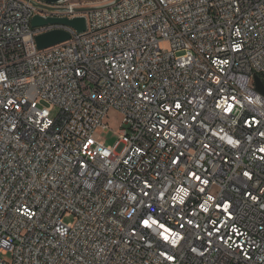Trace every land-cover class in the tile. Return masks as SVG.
<instances>
[{"label":"built area","instance_id":"2783aa9c","mask_svg":"<svg viewBox=\"0 0 264 264\" xmlns=\"http://www.w3.org/2000/svg\"><path fill=\"white\" fill-rule=\"evenodd\" d=\"M87 2L0 0V264H264V0Z\"/></svg>","mask_w":264,"mask_h":264},{"label":"water","instance_id":"95a60500","mask_svg":"<svg viewBox=\"0 0 264 264\" xmlns=\"http://www.w3.org/2000/svg\"><path fill=\"white\" fill-rule=\"evenodd\" d=\"M44 3L55 5L69 0H40ZM87 1H96V0H87ZM92 8L84 9L79 11V13L87 14L92 11ZM48 25H65L70 28L75 29L79 34L85 33L87 31V18L84 16L77 17L74 19L67 18H43L36 16L32 20V27L39 28ZM71 39V35L64 30H53L44 34H41L36 37L37 46L40 50H45L51 47H54L59 44L68 42ZM257 90L264 94V85L261 79L255 77Z\"/></svg>","mask_w":264,"mask_h":264},{"label":"rangeland","instance_id":"374dc122","mask_svg":"<svg viewBox=\"0 0 264 264\" xmlns=\"http://www.w3.org/2000/svg\"><path fill=\"white\" fill-rule=\"evenodd\" d=\"M106 0H96V1H88L86 5L88 8H96L106 5ZM59 115V110L57 108H53L51 111L52 118H57ZM105 123L109 126L111 131L105 133L103 130H99L100 140L105 142L106 145L112 146L116 143L119 138V130L123 127V117L118 112H112L109 114V117L106 119ZM71 219L65 218L66 222H69ZM5 260L10 261L11 255L4 257Z\"/></svg>","mask_w":264,"mask_h":264}]
</instances>
